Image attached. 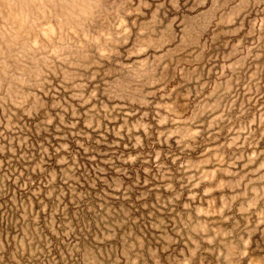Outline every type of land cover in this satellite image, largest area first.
Here are the masks:
<instances>
[{
    "label": "rangeland",
    "instance_id": "obj_1",
    "mask_svg": "<svg viewBox=\"0 0 264 264\" xmlns=\"http://www.w3.org/2000/svg\"><path fill=\"white\" fill-rule=\"evenodd\" d=\"M0 264H264V0H0Z\"/></svg>",
    "mask_w": 264,
    "mask_h": 264
}]
</instances>
